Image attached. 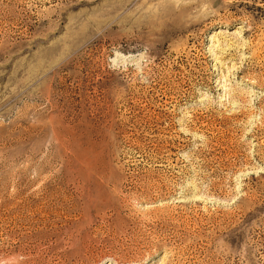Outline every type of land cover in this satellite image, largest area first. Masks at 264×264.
Returning <instances> with one entry per match:
<instances>
[{"label": "rangeland", "instance_id": "obj_1", "mask_svg": "<svg viewBox=\"0 0 264 264\" xmlns=\"http://www.w3.org/2000/svg\"><path fill=\"white\" fill-rule=\"evenodd\" d=\"M0 264H264V0H0Z\"/></svg>", "mask_w": 264, "mask_h": 264}]
</instances>
